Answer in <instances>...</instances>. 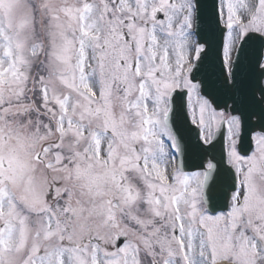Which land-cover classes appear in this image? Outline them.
Listing matches in <instances>:
<instances>
[{
	"label": "snow or ice",
	"instance_id": "6c2138e0",
	"mask_svg": "<svg viewBox=\"0 0 264 264\" xmlns=\"http://www.w3.org/2000/svg\"><path fill=\"white\" fill-rule=\"evenodd\" d=\"M0 264H264V0H0Z\"/></svg>",
	"mask_w": 264,
	"mask_h": 264
},
{
	"label": "water",
	"instance_id": "95a60500",
	"mask_svg": "<svg viewBox=\"0 0 264 264\" xmlns=\"http://www.w3.org/2000/svg\"><path fill=\"white\" fill-rule=\"evenodd\" d=\"M184 119H187L185 114ZM175 129L178 134L183 138V143L186 147L185 165L186 170H198L201 162H206L207 160H213L217 162L220 159L221 149L223 145V138L219 137L216 143V148L211 151H201L205 146L199 142L198 132L196 129L188 122L185 126L181 121L178 124H174ZM199 144L200 147L197 148L196 145ZM226 180L222 173L218 174L215 179V184L211 192V197L214 201L221 200L226 195Z\"/></svg>",
	"mask_w": 264,
	"mask_h": 264
}]
</instances>
